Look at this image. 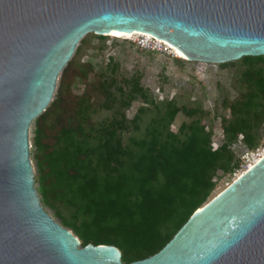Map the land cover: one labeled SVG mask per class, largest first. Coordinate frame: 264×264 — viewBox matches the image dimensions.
<instances>
[{
  "label": "water",
  "instance_id": "obj_1",
  "mask_svg": "<svg viewBox=\"0 0 264 264\" xmlns=\"http://www.w3.org/2000/svg\"><path fill=\"white\" fill-rule=\"evenodd\" d=\"M111 31L149 34L189 61L264 56V0H0V264H125L45 210L29 144L82 39ZM129 264H264V156Z\"/></svg>",
  "mask_w": 264,
  "mask_h": 264
},
{
  "label": "trees",
  "instance_id": "obj_2",
  "mask_svg": "<svg viewBox=\"0 0 264 264\" xmlns=\"http://www.w3.org/2000/svg\"><path fill=\"white\" fill-rule=\"evenodd\" d=\"M79 52L80 47L75 54ZM236 62L246 68L238 79L237 97L224 102L230 117L222 118L223 143L216 149L202 106L157 102L138 75L120 81L115 65L100 83L102 108L112 113L109 119L93 123L92 105L83 98L50 144L44 125L51 103L34 121L41 203L55 210L82 246H115L125 264L161 251L209 201L219 180L240 169L242 159L233 145L240 138L252 152L263 145L264 56L220 65ZM137 100L144 106L129 120L126 110ZM181 113L191 120L174 132Z\"/></svg>",
  "mask_w": 264,
  "mask_h": 264
},
{
  "label": "rangeland",
  "instance_id": "obj_3",
  "mask_svg": "<svg viewBox=\"0 0 264 264\" xmlns=\"http://www.w3.org/2000/svg\"><path fill=\"white\" fill-rule=\"evenodd\" d=\"M128 39L114 36L101 39L99 35L90 33L86 36L85 42L79 44L80 52L74 55L72 63L59 78L52 102L54 107L50 110L48 121L44 125L46 141L50 144L53 142L54 135L67 125L68 119L74 115L83 98L88 99L92 105L93 123L99 124L111 117V111L102 108L104 100L100 83L106 75L108 77L112 74L111 68L115 65L118 67L116 76L120 81L138 75L142 86L157 102L174 100L180 106H202L208 113L206 124L213 133L212 145L214 149L218 148L223 143L224 136L222 118L230 117V111L224 108V102L226 99L233 100L237 97L241 89L238 79L245 71L246 65L236 62L223 67L220 64L189 61L182 56L178 58L167 53L142 50ZM142 106H144L142 100L135 101L126 110L127 118L133 119ZM190 120L186 115L179 114L172 125V130L178 132L181 124ZM35 129L36 124L33 122L29 131V144L30 159L36 176ZM261 131L264 135V124ZM233 150L242 161L252 152L241 138L233 145ZM259 150L260 152L264 150V138ZM234 179V176L229 175L221 178L210 199ZM36 187L39 188L38 183ZM42 205L58 223L62 224L55 210L43 202ZM63 213L66 214L64 210Z\"/></svg>",
  "mask_w": 264,
  "mask_h": 264
},
{
  "label": "built area",
  "instance_id": "obj_4",
  "mask_svg": "<svg viewBox=\"0 0 264 264\" xmlns=\"http://www.w3.org/2000/svg\"><path fill=\"white\" fill-rule=\"evenodd\" d=\"M128 40L135 42L138 45V47L142 50L150 51V52H162V53L170 54L174 57H179L170 45H167L164 41L158 40L155 37L150 36L148 34H138L135 37L129 38ZM263 151L260 152V150L258 149L255 152L248 153L246 157L243 158L240 169H238L233 174V176L236 178V176H238L240 173L247 171L250 165L255 160V158L261 155Z\"/></svg>",
  "mask_w": 264,
  "mask_h": 264
},
{
  "label": "bare ground",
  "instance_id": "obj_5",
  "mask_svg": "<svg viewBox=\"0 0 264 264\" xmlns=\"http://www.w3.org/2000/svg\"><path fill=\"white\" fill-rule=\"evenodd\" d=\"M138 34H145V33H141V32H137V31H134L132 34H127V33H123V32H117V31H111L110 32V34H109V36H114V37H128V38H130V37H134V36H136V35H138ZM149 35V34H148ZM151 36V35H150ZM165 42V41H164ZM167 45H170L169 43H167V42H165ZM173 49H174V51H175V53H177V55H179L180 57L182 56V57H184V58H186L178 49H176L175 47H173L172 45H170ZM50 106V105H49ZM264 156V151H263V153L261 154V155H259L257 158H255V160L253 161V163L250 165V167H249V169H252L253 167H254V165L257 163V162H259L260 161V159L262 158ZM248 169V170H249ZM247 171H244V172H242V173H240L238 176H236V178L234 179V180H236V179H238L239 177H241L244 173H246ZM233 180V181H234Z\"/></svg>",
  "mask_w": 264,
  "mask_h": 264
}]
</instances>
